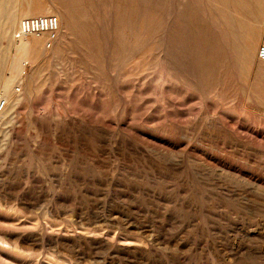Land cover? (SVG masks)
Wrapping results in <instances>:
<instances>
[{"label": "rangeland", "instance_id": "1", "mask_svg": "<svg viewBox=\"0 0 264 264\" xmlns=\"http://www.w3.org/2000/svg\"><path fill=\"white\" fill-rule=\"evenodd\" d=\"M263 43L264 0H0V264H264Z\"/></svg>", "mask_w": 264, "mask_h": 264}, {"label": "built area", "instance_id": "2", "mask_svg": "<svg viewBox=\"0 0 264 264\" xmlns=\"http://www.w3.org/2000/svg\"><path fill=\"white\" fill-rule=\"evenodd\" d=\"M54 26H55V19L48 16L27 18V19H23L19 23L15 35L30 36L32 34H39L44 31H53ZM257 58L259 60H264V43L261 44L257 50Z\"/></svg>", "mask_w": 264, "mask_h": 264}, {"label": "bare ground", "instance_id": "3", "mask_svg": "<svg viewBox=\"0 0 264 264\" xmlns=\"http://www.w3.org/2000/svg\"><path fill=\"white\" fill-rule=\"evenodd\" d=\"M31 13H33V12H31ZM41 14V13H40ZM26 16H27V14H26ZM29 16V15H28ZM39 16H48V17H51V18H54L55 19V26H54V30L53 31H44V32H41V33H39V34H32V35H30V36H36V37H38V36H43V35H49L50 36V39H49V41L47 42V46L48 47H50L51 46V44H52V41H53V39H55V37H56V34H57V31L59 30V25H60V19H59V17L57 16V15H53V14H45V15H36V16H31V17H25V18H23V19H27V18H34V17H39ZM60 16V15H59ZM23 19H21V21L23 20ZM13 20H16V19H13ZM12 20V21H13ZM20 21V22H21ZM19 22V23H20ZM13 23V22H12ZM11 23V24H12ZM15 23V22H14ZM7 24V23H6ZM11 24H9V25H11ZM19 25V24H18ZM8 26V25H7ZM6 26V27H7ZM9 27V26H8ZM17 29H18V26H17V28H16V30H15V32H14V36H15V38L16 39H23V38H27V37H29V36H17V35H15V33L17 32ZM52 33H53V35H52ZM53 36V37H52ZM31 41H33V42H35V41H40V39H36V38H33V39H31ZM37 47V46H36ZM20 49H30V46L27 44V43H24V44H22L20 47H19ZM18 50V49H17ZM1 90V89H0ZM5 103H6V101H5ZM4 104V103H3Z\"/></svg>", "mask_w": 264, "mask_h": 264}]
</instances>
